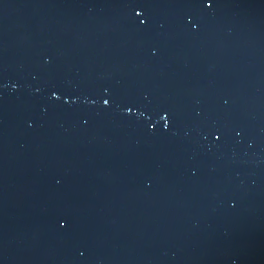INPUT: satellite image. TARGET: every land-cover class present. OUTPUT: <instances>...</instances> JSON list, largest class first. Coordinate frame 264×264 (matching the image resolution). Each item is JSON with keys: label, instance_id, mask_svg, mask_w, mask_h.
Returning a JSON list of instances; mask_svg holds the SVG:
<instances>
[{"label": "water", "instance_id": "obj_1", "mask_svg": "<svg viewBox=\"0 0 264 264\" xmlns=\"http://www.w3.org/2000/svg\"><path fill=\"white\" fill-rule=\"evenodd\" d=\"M0 264H264V0H0Z\"/></svg>", "mask_w": 264, "mask_h": 264}]
</instances>
